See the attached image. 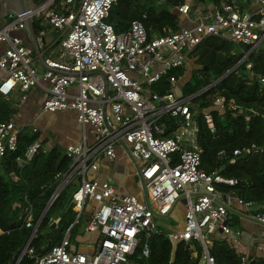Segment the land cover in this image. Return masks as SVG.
I'll use <instances>...</instances> for the list:
<instances>
[{"label": "built area", "instance_id": "obj_1", "mask_svg": "<svg viewBox=\"0 0 264 264\" xmlns=\"http://www.w3.org/2000/svg\"><path fill=\"white\" fill-rule=\"evenodd\" d=\"M115 1L44 0L28 11L11 12L0 20V98H15L12 106L18 110L7 121H0V157L16 151L18 136L24 129L40 132L33 124L19 122L20 108L37 87L42 88L45 97L36 118L70 112L76 115L78 124L88 128L76 144L65 148L70 164L65 173L55 176L58 184L47 204L73 185V224L58 245L42 256H33L30 245L41 216L33 225L32 204L28 203L23 209V224L25 228L33 227L32 231L37 229L19 259L33 257V264H133L131 257L143 241L142 236L162 233L156 221L171 217L182 205L181 226L166 234L167 238L173 248L179 242L198 244V255L193 247L189 248L192 258H197L196 264H217L209 251L208 236L211 240L228 239L238 252L242 247L241 231L231 225L229 215L241 214L234 211V205L244 209L242 216L263 228L264 206L243 201L234 192L221 188L236 186V179L222 176L219 169L207 172L201 168L197 118H202L209 132L214 133L213 116L208 110L197 111L192 102L195 95L183 97L177 91L180 81L186 83L188 72L181 77L170 73L194 68L189 55L208 37L230 41L241 48L243 57L234 68L246 61L264 42V0L244 1V9L235 0L220 7L195 5L188 0L174 9L189 27L151 38L138 20L132 21L126 32L115 33L105 21ZM27 19L35 33L38 31L40 48L44 42L43 24L65 36L60 41L58 59L43 58L42 73L37 71L33 49L20 36ZM251 69L248 63L246 71L253 76ZM162 78H166L168 89L160 94L154 86ZM256 78L264 87V77ZM211 108L219 114L244 112L224 96L215 97ZM49 148V143L44 144L40 137L16 161L24 165ZM118 149L134 168L140 198L119 194L111 178H97L101 162H114ZM238 154L239 150L233 152L234 156ZM223 155L224 151L218 153L219 157ZM234 162L232 158L230 163ZM83 216L85 232L98 234L91 253L71 249V228ZM58 221L52 219V225ZM259 249L264 261V235ZM148 255L145 244L143 256ZM241 260L246 264L245 256Z\"/></svg>", "mask_w": 264, "mask_h": 264}, {"label": "trees", "instance_id": "obj_2", "mask_svg": "<svg viewBox=\"0 0 264 264\" xmlns=\"http://www.w3.org/2000/svg\"><path fill=\"white\" fill-rule=\"evenodd\" d=\"M44 0H33L39 3ZM195 5L218 6L231 0H192ZM237 1V0H235ZM244 1L238 3L244 9ZM188 0H116L105 20L111 25L115 33L126 32L130 23L140 21L148 37L162 36L180 29L179 15L175 6ZM238 2V1H237ZM38 32V31H37ZM36 32V33H37ZM248 48H244L246 51ZM241 48L230 41L215 37L204 39L194 52L189 55L195 67L188 70L179 68L170 75L183 76L187 71L186 83L181 86L183 97L195 95L192 102L201 111L208 110L213 116L215 131L210 133L202 118H197L198 143L201 149V168L210 172L219 169L222 176L236 179L234 187H222L232 191L243 201H252L256 205L264 206V87L256 76L264 77V42L253 52L246 61L239 64L230 74L222 78L233 69L242 59ZM251 63L253 76L246 71ZM222 78L214 87L206 92H199ZM158 93L167 91L166 78L155 84ZM217 96H224L227 101H233L244 109L242 114L235 115L226 111L219 114L212 107V101ZM15 100L5 101L0 98V121H7L18 110L13 108ZM51 139L43 136V143L53 142L47 152L40 151L34 158L19 165L16 161L28 145L41 137V132L32 133L24 129L18 136L15 152H6L0 157V264H17L21 250L28 240L32 228H25L23 224V209L30 203L33 209V225L36 224L58 180L57 174H63L68 169L70 159L65 149L57 142L59 137ZM254 147L249 153L245 150ZM239 150L234 156L233 152ZM224 151L219 157L218 153ZM234 158L235 162L230 163ZM68 185L52 203L42 218L36 235L31 241L33 256H42L58 245L73 224L76 213L71 204L72 192H68ZM52 219H58L52 228ZM231 225L235 228L234 221ZM76 225L71 228L73 232ZM137 247L131 260L133 264H196L197 258L191 256V249L200 251L198 244L185 245L179 242L175 248L166 234L156 233L145 238ZM209 251L217 264H242L244 256L237 252L232 243L226 238L210 240ZM147 245L148 257L143 256V247ZM190 247H193L189 250ZM34 258L23 256L18 264H33ZM246 264H264L263 258H251Z\"/></svg>", "mask_w": 264, "mask_h": 264}, {"label": "crops", "instance_id": "obj_3", "mask_svg": "<svg viewBox=\"0 0 264 264\" xmlns=\"http://www.w3.org/2000/svg\"><path fill=\"white\" fill-rule=\"evenodd\" d=\"M183 21H185L183 23V26L189 27V23L186 22L185 19H183ZM20 36L24 39V43L31 47V45H30V43L28 41L27 35H26V31L20 33ZM43 40H44V42H43L42 47L40 48V46H38V49H39V51H40V53H41L43 58H48V57H45V53H44L45 52V48H44L45 35H44ZM34 56H35V58L37 60L36 68L40 66L44 70V66L39 63L38 57L35 54H34ZM192 65H195V64L192 63ZM189 69H192V68L188 67V70ZM187 76H188V74H187ZM44 86L46 87L47 84H44ZM41 94H44V96H45V92L40 87L35 88L34 90H32L29 93L27 102L19 110V114H20L19 122L21 124H33L35 126V122H36V120L38 118V117L37 118L35 117V114L37 112H39V109L36 110V111L34 110V102L38 101V97ZM12 100H15V98L12 99ZM68 113H70V112L54 113L52 118L54 120H56L58 118L62 119V118L67 117L66 115ZM68 115H69V117L73 118V121L76 123L77 127L75 129L73 127V132L72 133H68V134L67 133H62L63 135H59L60 137L57 140V142L64 149L67 146H70L72 144L73 145L76 144L81 139L82 132L84 130L88 131L87 127H83V126H81L80 124L77 123L76 115L74 113H70ZM41 138L43 139L44 137L41 136ZM49 145L50 146L53 145V142H50ZM127 163L130 164L128 159L125 156L122 155V151L118 149L117 150V158H116V160L114 162H111V163L107 162V161H102L101 162L100 169H99V171L97 173V178L99 180H104L106 178H111L114 182L119 184V185L116 186V189H117L119 194L134 195V196H137V197L140 198L141 197V192L139 194H133V189L131 188L132 186L127 182L128 179L130 178V176H128V174H127V172H128ZM233 209H235L234 211H236L237 213L241 214V216H239L238 214L233 212V213H230V215H229L230 221L232 220L236 224L235 225V229H238V230L241 231V237H240L239 241H240L242 247L240 249H238V253L241 251V254H243L247 258V260L251 259V258H254V257L255 258H263V254L260 251L259 247L263 243L264 228L259 226V225H257L256 223L252 222L251 220H249L245 216H242L244 214V209H242L241 207H238V206L234 205ZM178 212L182 213V211L179 210V208L175 209V211L172 214V217L175 218L174 214H176ZM84 220H85V223H86V218H84ZM181 220L178 221V223L181 224ZM86 239H87V244H88L87 247H89V248H85V249L80 248V249H78L77 246L74 245L71 242V249L76 250L79 253H91L93 251L95 245H96V241L98 240V234L97 233H93V234L86 233ZM248 241L252 242V244H253L252 247H247Z\"/></svg>", "mask_w": 264, "mask_h": 264}, {"label": "rangeland", "instance_id": "obj_4", "mask_svg": "<svg viewBox=\"0 0 264 264\" xmlns=\"http://www.w3.org/2000/svg\"><path fill=\"white\" fill-rule=\"evenodd\" d=\"M238 3H242L243 0H237ZM11 12H14V10L12 9H6L1 15H0V20L3 19V17ZM192 20L196 19L195 15H192ZM184 18L179 17V26L180 28L183 27V23L185 21H183ZM34 21L36 23H39L40 21L37 18H34ZM43 31H44V35H45V57L51 58L53 60H57L58 59V54L60 52V41L65 37L61 32L56 31L55 29L43 24L42 27ZM195 66V65H193ZM37 71L39 73H42L43 69L39 66L37 67ZM184 82H179L176 86L177 91H181V86L184 85ZM44 94H41L38 97V101L34 102V110H38L40 108V104L42 102V100L44 99ZM198 112H201L198 108H197ZM70 114V113H68ZM66 115L67 117L65 118H58L56 120H54L52 118L53 114H42L40 116H38L36 122H35V126L40 130L41 132V136H45L51 139L55 137V133L58 135H63L62 133H72L73 132V127L74 129L77 127L76 123L73 121L72 117H69V115ZM73 116V115H72ZM61 122V123H60ZM60 123V124H59ZM79 133V132H78ZM57 135V136H58ZM59 137V136H58ZM127 167H128V176H130V178L128 179V183L132 186L131 188L133 189V194H139L141 192V188H140V183L138 182L137 177L133 176L134 174V168L131 165V163H127ZM119 185L118 183L115 182V186ZM68 192H73L74 189L73 188H68L67 189ZM177 208H179V210L182 211V213L184 212V207L182 205L177 206ZM176 208V209H177ZM182 213L178 212L174 217H168L166 219H160L156 221V224L158 226V228L164 232L165 234L174 232L178 229L179 226H181L180 223H178V221H180L182 219ZM177 218V219H176ZM85 220H84V216L80 219L79 224L74 228L71 237H70V241L77 246L78 249L80 248H89L87 247V239H86V232H85ZM218 237V236H216ZM208 240H211V236H208ZM211 242V241H210ZM253 244L251 241H248L247 243V247H252Z\"/></svg>", "mask_w": 264, "mask_h": 264}, {"label": "water", "instance_id": "obj_5", "mask_svg": "<svg viewBox=\"0 0 264 264\" xmlns=\"http://www.w3.org/2000/svg\"><path fill=\"white\" fill-rule=\"evenodd\" d=\"M38 3H34L33 0H0V15L6 10V9H12L14 10V12L20 14L23 13L25 11H28L29 9H31L32 7H34L35 5H37ZM25 31H26V35L28 38V41L33 49L34 54L38 57L39 63L41 65H43V57L38 49V44L36 41V33L33 27V24L31 22L30 19L25 20ZM44 66V65H43ZM235 68L231 69L230 71H228L222 78L226 77L228 74H230ZM222 78H220L219 80L215 81L214 83H212L209 87L201 90L199 92V94L206 92L208 89H211L212 87H214ZM52 204H49L45 207L44 211L42 212L41 215V220L42 218L45 216V214L47 213L48 209L50 208ZM55 227V224L52 225V228ZM37 228H35L28 240L26 241L25 245L29 242L30 238L32 237V235L34 234V232L36 231ZM21 259L18 260V262ZM17 262V264H18Z\"/></svg>", "mask_w": 264, "mask_h": 264}]
</instances>
